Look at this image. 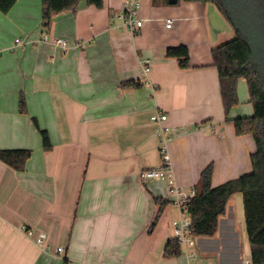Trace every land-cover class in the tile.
<instances>
[{
  "label": "crops",
  "instance_id": "obj_1",
  "mask_svg": "<svg viewBox=\"0 0 264 264\" xmlns=\"http://www.w3.org/2000/svg\"><path fill=\"white\" fill-rule=\"evenodd\" d=\"M123 4L82 0L47 28L42 0L0 11V151H31L23 170L0 159V264H252L241 193L229 199L215 235H194L179 256L166 257L180 208L168 203L167 180L140 176L162 167V126L170 127L166 149L185 191L210 164L214 187L252 171L254 137L237 135L226 120L212 58L235 30L213 2L141 0L143 26L133 32L119 19ZM180 45L188 67L167 56ZM237 91L229 118L253 116L246 79ZM157 112L167 121L153 122ZM156 199L167 202L159 216Z\"/></svg>",
  "mask_w": 264,
  "mask_h": 264
},
{
  "label": "trees",
  "instance_id": "obj_2",
  "mask_svg": "<svg viewBox=\"0 0 264 264\" xmlns=\"http://www.w3.org/2000/svg\"><path fill=\"white\" fill-rule=\"evenodd\" d=\"M82 0H42L44 27H49L57 14L65 11L75 12ZM187 2H213L235 30L232 40L218 45L212 50L213 65L217 67L220 91L227 121L234 123L237 135L251 134L256 150L251 155L252 171L238 178L214 187L212 178L213 164L203 170L197 185V193L187 203L186 208L193 219V233L198 236L212 237L218 230L219 217L226 213L229 199L236 193L243 196L246 231L251 248V263L264 264V59L257 50L254 38L249 35L247 25H257L264 35V0H184ZM17 0H0V11L8 13ZM90 5L102 8L104 0H87ZM168 57L179 58L182 67L190 63L189 50L185 45L169 47ZM244 78L248 83L250 101L254 114L231 120V110L239 104L238 80ZM128 82L126 85H134ZM20 111L25 112L23 99ZM44 149L52 147L46 130H42L35 120ZM31 156L30 150H2L0 159L16 170H23ZM158 216L167 202H161ZM170 203V202H168ZM166 257L181 254V244L174 238L165 249Z\"/></svg>",
  "mask_w": 264,
  "mask_h": 264
},
{
  "label": "built area",
  "instance_id": "obj_3",
  "mask_svg": "<svg viewBox=\"0 0 264 264\" xmlns=\"http://www.w3.org/2000/svg\"><path fill=\"white\" fill-rule=\"evenodd\" d=\"M141 10V0H124L122 13L119 15V19L123 26L128 28L133 32H138V30L143 26V20L139 18V12ZM172 20H168L167 26L170 27ZM48 34L43 33L41 40H49ZM55 44L67 47L68 43L63 38H52ZM20 41V40H18ZM167 114L157 112L151 116L153 122L162 123L167 121ZM170 132V127L162 126L160 130V135L162 139L160 140V150L162 154V167L159 169H144L141 171V179L144 182H150L154 180H167L169 187V195L171 197L170 203L174 204L180 208L181 215L172 221V226L174 229V237L180 242V244H192L193 243V219L191 214L186 208V203L196 195L197 190L191 188L189 191H185L182 187L177 185L173 177L172 165L170 161V156L167 152V144L170 140L168 135ZM29 236H33V230L23 227ZM37 243H43L42 238L36 239ZM64 248L62 246L57 248V253L62 254ZM250 264V261H246Z\"/></svg>",
  "mask_w": 264,
  "mask_h": 264
},
{
  "label": "rangeland",
  "instance_id": "obj_4",
  "mask_svg": "<svg viewBox=\"0 0 264 264\" xmlns=\"http://www.w3.org/2000/svg\"><path fill=\"white\" fill-rule=\"evenodd\" d=\"M247 31L249 35H251L252 38H254V41L256 42L257 50L259 49V54L262 56V59H264V35L260 32V28L257 25H250L247 26ZM243 244L240 241L239 237L236 239L235 248L236 251L241 253L242 252Z\"/></svg>",
  "mask_w": 264,
  "mask_h": 264
},
{
  "label": "water",
  "instance_id": "obj_5",
  "mask_svg": "<svg viewBox=\"0 0 264 264\" xmlns=\"http://www.w3.org/2000/svg\"><path fill=\"white\" fill-rule=\"evenodd\" d=\"M179 0H168L170 4H176Z\"/></svg>",
  "mask_w": 264,
  "mask_h": 264
}]
</instances>
